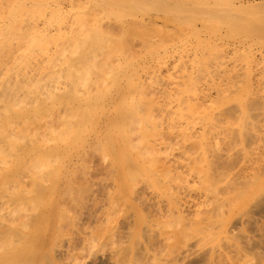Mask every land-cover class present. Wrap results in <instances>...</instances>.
<instances>
[{
  "label": "bare ground",
  "instance_id": "6f19581e",
  "mask_svg": "<svg viewBox=\"0 0 264 264\" xmlns=\"http://www.w3.org/2000/svg\"><path fill=\"white\" fill-rule=\"evenodd\" d=\"M22 5L0 9V264H264V0L49 4L52 27ZM90 147L106 182L72 168Z\"/></svg>",
  "mask_w": 264,
  "mask_h": 264
},
{
  "label": "rangeland",
  "instance_id": "374dc122",
  "mask_svg": "<svg viewBox=\"0 0 264 264\" xmlns=\"http://www.w3.org/2000/svg\"><path fill=\"white\" fill-rule=\"evenodd\" d=\"M5 1H7V2H5ZM11 1H13V0H9V1H8V0H2V3L4 2V5H5V3H6V4L8 3V5L10 4L9 6L7 5L8 7H7L6 5L4 6L3 4H1L2 7H3V9H4V11H5V10L7 11L6 7H7V8L11 7V8L8 9V11H9L10 9H13V8L16 9L17 5L19 6V7H17V8H21L20 6L23 7L22 4L24 3V6L26 5V7H29L28 9L30 10V12L34 10V7H35V9L37 8V9H36V10H37V11H36L37 13L41 10L42 12H41V11H40V12H41V15H42V16H43V15H46V16L48 17V15L50 14L49 11L52 10V9H51L52 6H53V8H55V12H53L54 10L51 11V12H52V13H51L52 15H51V14H50V15L53 16L54 18H55V17L57 18L58 16H60V17L65 16V15H66L65 13H67V15L65 16L67 19H66L65 17H63V18H65V22H64V19H63V18H61V19L63 20V22H62L61 19H57V20H58V21H57V22H58V23H57L58 25H60V24H62V23H63V24H67V23H69V22H70V24H71V23H75V21L77 20V19H75V18H76V17L78 18V16L81 18V20H83V19H86V20H87V18H88V20H89V22H90V20H91V16H92V15L89 14V17H88V14H85V16H84V11H85V10H83L84 8H82V7H85V6L88 4V5L86 6L88 12H87V10H86V12H87V13H90L91 9H90V11H89V8H88V7H91V6L93 7V3H95V2H101V0H99V1H98V0H92V1H91V0H86V1H83V0H82V2H83V4H82V2L79 3L81 0H79V1L76 0L77 2H76L75 0H71V1L68 0L70 3H72L73 6H74L75 3H76V5H75L74 7H77V6L79 7V6H80L79 4H81V8H75V9L72 8V9H69V10H70V13H69V10L67 9V7L71 8V6H69V5H71V4L69 3V5H68L67 0H65L64 3H63L64 0H63V1L59 0L58 3L56 2L57 0H55V2H52L53 0H52L51 2H50L49 0H47V1L50 2V3H49L50 5L53 4L51 7H50V5L47 3V1H45V0H44L45 2H44L43 0H32L33 3L31 2V0H28V1H26V0H25V1H24V0H17V1H15V0H14V3H13V4H12ZM34 1H38L39 4H36V5H35V2H34ZM39 1H41V2H39ZM60 1H61V3H62L63 5H61V4L59 3ZM74 1H75V3H74ZM87 1H88L89 3H88ZM90 1H91V3H90ZM15 2H17V3H15ZM21 2H22V4H21ZM84 2H86V4H84ZM26 3H27V4H26ZM28 3H29V4L31 3L32 6L34 5V6L32 7L33 10H32V8H30L31 6H30ZM40 3H42V4H40ZM44 3L47 4V5L44 6ZM54 3H55V5H54ZM66 3H67V4H66ZM78 3H79V4H78ZM20 4H21V5H20ZM57 4H58V5L60 4V6L58 7ZM90 4H91V6H89ZM1 5H0V9L2 8ZM13 5H14V6H13ZM28 5H29V6H28ZM37 5H38V6H37ZM39 5H40V6H39ZM42 5H43V6H42ZM64 5H65V6H64ZM84 5H85V6H84ZM12 6H13V7H12ZM55 6H57V8H56ZM63 6H64V8L62 9ZM66 6H67V7H66ZM73 6H72V7H73ZM39 7H40V10H38ZM42 7H43V8H42ZM46 7H48V8L45 9ZM49 8H50V9H49ZM58 8H59V9L61 8L62 10L60 9V10H61V11H60ZM42 9H44V10H42ZM56 9H57V10H56ZM64 9H65V10H64ZM76 9H77L78 12L76 11ZM81 9H82L83 11H82ZM85 9H86V8H85ZM58 10H59V12H64V13H63V14L61 13L62 15H58V14H59V13L57 14ZM72 10H74L73 12L76 11L75 14L72 13L73 15H71ZM10 11H11V10H10ZM12 11H13V10H12ZM44 11H45V12L48 11V15H47V13H46V14H45V13L43 14ZM56 11H57V12H56ZM33 12H35V10H34ZM36 12H35V14H37ZM79 12H80V13L82 12V14H80ZM107 12H108L109 14H108V13H105V15H106V14H107L108 16L110 15L111 17H110V16H109V17H110L111 21H113L112 19L115 18V17H112V16H113V15L115 16V13H112V11H107ZM68 13H69V15H68ZM78 13H79V15H77ZM101 13L104 15L103 12H101ZM101 13H99V16L102 15ZM110 13L113 14V15H111ZM54 14H57V15L55 16ZM38 15L40 16V13L37 14V15H35V16H38ZM50 15H49V17L47 18V20H49V21H45V20H46V16H45V19H43V20L45 21V23L47 22L46 24H47V25H50L51 27H52V26H56V20H55L56 18L54 19L53 17H50ZM86 15H87V18H86ZM103 15H102V17L105 16V15H104V16H103ZM42 16H40L41 19L43 18ZM68 16H69V18H68ZM74 16H75V17H74ZM82 16H83V17H82ZM60 17H58V18H60ZM71 18H73V19L70 20ZM51 19H52V20H51ZM68 19H69L70 21L67 22L66 20H68ZM74 19H75V21H74ZM50 20H51L52 22H50ZM54 20H55V22H54ZM88 20H87V22H88ZM60 21H61L62 23L59 24ZM72 21H73V22H72ZM53 22H54V24L52 25ZM48 23H49V24H48ZM67 25H68V24H67ZM28 39H29V38H28ZM167 39L169 40V38H167ZM168 40H166V41H168ZM168 42H169V41H168ZM166 43H167V42H166ZM176 44H177V43H176ZM26 60H27V58H25V60H23V62L25 63ZM67 105H68V106H71L72 104H67ZM73 111H75V110H73ZM111 111H112V110H111ZM4 119H5V118H3V120L1 119L2 121H0V126L2 125V126L0 127V132H1V131H4L3 126L6 128V127H7V123L9 122V121L7 122V120L5 121ZM3 121H4V122H3ZM1 122H2L3 124H4L5 122H6V123L3 125V124H1ZM86 125H87V126H86ZM83 126H84V127L86 126V127H85V128H82ZM83 126L80 128V129L82 130V131H81L82 133H83L84 131L87 132V131L91 130L92 127H93V125H92V124H89V123H86V124L83 125ZM88 126H89V127H88ZM87 127L90 128V129H89V130L86 129ZM1 128H2L3 130H2ZM18 129H20V128H18ZM83 129H84V130H83ZM85 129H86V130H85ZM20 131H21V129H20ZM14 133H15V132H14ZM14 133H13V134H14ZM16 133H18V132L16 131ZM84 133H85V132H84ZM59 136H60V135L58 134V137H56L58 140H60V138H61V139L64 138L65 143L67 142L66 144H69L68 142L72 143V144H71L72 146L69 144V146H71L72 148L78 146V144L81 145L82 143H84V141H82V143H81V142L79 143L77 140H75L74 138H72V136L70 137L71 139L69 138L68 140H65V137H64L63 135H61L60 138H59ZM56 138H55V139H56ZM57 139H56L55 141L59 142ZM70 140H72V141L75 140L76 142H74V143H75V145H76V143H77V145L75 146L74 143L71 142ZM42 141H43V140H41L40 142H42ZM55 141L53 140L52 145H53V144H54V145H56V144H60V143H55ZM52 145H51V146H52ZM54 145H53V146H54ZM72 148H71V149H72ZM92 148H93V150H91ZM92 148L90 147L89 149H86L87 152L85 153V156H84V159H82V162H80L81 160L75 162V163H74L75 166H73L72 168L75 167L74 169H75V170L77 169L76 172H79L78 170H81V171H82V170H85V171L88 170V172H89V170H91L90 173H91L92 175L89 174V175H91V176L86 177V182L91 183V184H97V183H99L100 181L103 182V180H104V181H105V180H108V179L106 178V177H108V175H107V171H106V169L108 168V166H107V165H103L104 162L102 163V161H101V157H99V156H101V154H104V153H103L102 151L98 150V148H97V149L94 148V147H92ZM67 149H68V147H67ZM69 149H70V148H69ZM88 150H89V151H88ZM95 150H97L98 152H97V151L95 152ZM91 151H92V152H91ZM100 152H102V153H100ZM108 152H109V151H108ZM59 153H61V152H58V155H59V157H60V154H59ZM99 153H100V154H99ZM58 155H56L57 157H56V156H53V157H47V158L44 157V158H42V164H44V165H46V166H48V167H51V166L54 165V163H55V164H56V163L58 164V162L60 163V161H61L63 158L61 157L62 159L60 158L59 161L55 160L56 158L59 159V158H58ZM85 157H86V158H85ZM90 157H91V158H90ZM48 158H49V159H48ZM50 158H51L52 160H51ZM46 159L49 160V161L46 162ZM98 159H99V160H98ZM43 160H44L47 164H48V163H49V164L47 165L45 162L43 163ZM50 160H51V163H50ZM53 160H55L56 162L53 161ZM52 161H53V162H52ZM84 161H85V163H84ZM89 161H90V163H89ZM86 163H88V164L86 165ZM52 164H53V165H52ZM57 164H56V165H57ZM74 164H73V165H74ZM76 164H78V166H77ZM83 164H84V165H83ZM105 164H106V163H105ZM88 165H89V166H88ZM90 165H91V166H90ZM96 165H97V166H96ZM81 166H82V167H81ZM100 166H101V167H100ZM103 166H104V167H103ZM77 167H78V168H77ZM106 167H107V168H106ZM44 168H45V167H44ZM84 168H85V169H84ZM103 171H105L106 173L103 172ZM102 172H103V173H102ZM93 173H94V174H93ZM98 174H99V175H98ZM104 174H105V175H104ZM102 175H103V176H102ZM43 176H44V175H43ZM45 176H46V175H45ZM95 177H96V179L99 178V179H98L99 182L95 179ZM101 177H102L103 179H102ZM87 178H88V179H87ZM90 178H91V179H90ZM89 179L91 180V182H89V181H90ZM92 179H95V180L93 181L94 183L92 182ZM101 179H102V180H101ZM95 181H97V183H96ZM105 182H106V181H105ZM29 184H30V183H29ZM29 184H27L26 186H30ZM89 185H90V184H89Z\"/></svg>",
  "mask_w": 264,
  "mask_h": 264
}]
</instances>
